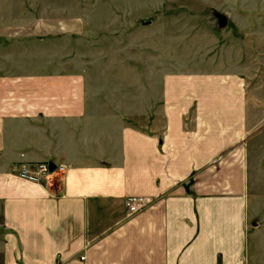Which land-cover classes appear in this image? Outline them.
<instances>
[{
    "label": "crops",
    "instance_id": "0c3cea01",
    "mask_svg": "<svg viewBox=\"0 0 264 264\" xmlns=\"http://www.w3.org/2000/svg\"><path fill=\"white\" fill-rule=\"evenodd\" d=\"M13 64L0 55V264H264L240 74L167 73L152 99L149 74L92 88L88 68ZM43 163L65 171L20 177Z\"/></svg>",
    "mask_w": 264,
    "mask_h": 264
},
{
    "label": "rangeland",
    "instance_id": "374dc122",
    "mask_svg": "<svg viewBox=\"0 0 264 264\" xmlns=\"http://www.w3.org/2000/svg\"><path fill=\"white\" fill-rule=\"evenodd\" d=\"M0 27L19 35L0 36V55L17 62L7 72L83 67L92 88L123 80L135 89L149 74L152 99L167 73L240 74L257 131L250 192L264 201V0H0Z\"/></svg>",
    "mask_w": 264,
    "mask_h": 264
},
{
    "label": "built area",
    "instance_id": "2783aa9c",
    "mask_svg": "<svg viewBox=\"0 0 264 264\" xmlns=\"http://www.w3.org/2000/svg\"><path fill=\"white\" fill-rule=\"evenodd\" d=\"M49 166L50 165L48 163H43L35 167H23L20 171V177L31 183L41 184L45 178L51 176L53 173H63L65 171V167L60 166L58 168L56 167L54 172H51ZM140 202V200L128 202L127 206L129 211L133 213L139 212L140 208H138V204Z\"/></svg>",
    "mask_w": 264,
    "mask_h": 264
},
{
    "label": "water",
    "instance_id": "95a60500",
    "mask_svg": "<svg viewBox=\"0 0 264 264\" xmlns=\"http://www.w3.org/2000/svg\"><path fill=\"white\" fill-rule=\"evenodd\" d=\"M217 18H218V20H219V26H220L221 28H224V27L227 26V24H228V19H227L226 16H224V15H217ZM49 167H50V171H51V172H53V171L56 169V165H55V164H50Z\"/></svg>",
    "mask_w": 264,
    "mask_h": 264
}]
</instances>
